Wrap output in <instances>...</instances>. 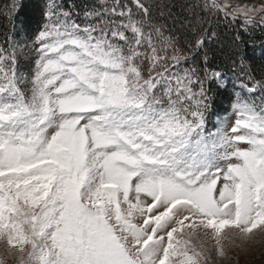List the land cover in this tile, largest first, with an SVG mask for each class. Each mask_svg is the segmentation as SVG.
<instances>
[{"label": "snow or ice", "instance_id": "6c2138e0", "mask_svg": "<svg viewBox=\"0 0 264 264\" xmlns=\"http://www.w3.org/2000/svg\"><path fill=\"white\" fill-rule=\"evenodd\" d=\"M210 7L264 26V2ZM43 16L30 68L0 46V264H217L264 236V102L235 92L231 124L208 129L214 33L182 44L145 0Z\"/></svg>", "mask_w": 264, "mask_h": 264}, {"label": "trees", "instance_id": "16d2710c", "mask_svg": "<svg viewBox=\"0 0 264 264\" xmlns=\"http://www.w3.org/2000/svg\"><path fill=\"white\" fill-rule=\"evenodd\" d=\"M68 7L76 4L82 11L98 3V0H37L34 13L22 11L24 0H0V46L11 51L15 49L20 66L30 68L34 59L31 44L36 33L46 22L43 12L50 3ZM151 11L150 23L162 25L166 34L177 36L181 43L193 41L196 37L214 33L207 44L208 69L232 75L235 82H249L245 73L255 80H261L264 71V26L257 21L255 26H244L240 18H226L223 13L211 9V0H145ZM19 25L18 30L15 25ZM240 39L237 41L236 37ZM13 37L17 47H13ZM226 45V46H225ZM225 46V47H224ZM188 51V49H185ZM237 53L243 56V64L236 62ZM189 66L203 70V53L189 52ZM243 69V71L241 70ZM214 107L208 116L211 124L212 115L225 112L231 105L233 94L242 93L234 85L218 88L211 84ZM260 90V89H259ZM259 92V91H258ZM261 93V92H259ZM264 96V93L262 94Z\"/></svg>", "mask_w": 264, "mask_h": 264}, {"label": "rangeland", "instance_id": "374dc122", "mask_svg": "<svg viewBox=\"0 0 264 264\" xmlns=\"http://www.w3.org/2000/svg\"><path fill=\"white\" fill-rule=\"evenodd\" d=\"M220 2V0H218ZM229 3L236 5V4H259L261 2H264V0H228ZM37 3V0H24V3L22 5V11L25 14L34 13L35 7ZM229 11H233L232 9H229ZM240 19H243V17H237ZM259 22V20H257ZM16 29L18 30L19 25H15ZM11 43L13 47L16 46V42L14 41L13 37L11 38ZM226 46V45H225ZM224 46V47H225ZM33 60L30 63V67L32 66ZM213 70L209 71V75H211V72ZM224 74L225 81H226V87L234 85V87H238V82H235V79L232 75ZM264 80V71L262 74V79ZM261 93H259V92ZM264 91H261L259 89L256 90L255 93H249L246 90L242 89V93L240 95L244 98H247L248 100L255 101L257 104H260L264 102V96L262 95ZM234 119L233 112L230 107L223 113L215 115H212L211 118V124H208L209 130H215V127H224L229 124H231L232 120ZM206 241V247L211 248L213 242L205 237ZM240 241L237 239L235 241V244H229L228 245V251H229V259L228 260H220V258L217 257V264H264V236H257L255 239L249 243L244 248L237 247V245H240ZM6 255L4 253V246L0 244V256ZM7 264H16L14 257H7Z\"/></svg>", "mask_w": 264, "mask_h": 264}]
</instances>
